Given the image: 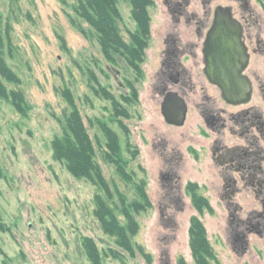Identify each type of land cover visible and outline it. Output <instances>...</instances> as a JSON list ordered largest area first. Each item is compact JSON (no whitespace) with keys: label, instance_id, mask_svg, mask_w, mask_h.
<instances>
[{"label":"rangeland","instance_id":"rangeland-1","mask_svg":"<svg viewBox=\"0 0 264 264\" xmlns=\"http://www.w3.org/2000/svg\"><path fill=\"white\" fill-rule=\"evenodd\" d=\"M161 2L154 0L149 8L151 39L141 76L119 58L107 59L98 35L76 16L75 0H0V33L10 44L5 59L19 78L7 82L0 75V81L9 91H22L26 101V111L20 112L0 95V264H92L85 246L90 238L103 264H196L190 234L194 219L206 229L209 264H245L218 241L219 215L200 208L207 204L202 184L187 182L184 172L180 183L161 177L167 165L162 146L154 143L163 137L171 140L163 149L169 154L183 130L165 122L151 91L159 61ZM119 8L121 35L133 45L137 23L129 0H121ZM129 81L137 88V100L126 101L125 95H133ZM66 89L73 93L94 142L103 183L75 176L54 156L52 142L62 136L65 114L71 110L62 96ZM105 89L128 116L117 115ZM106 127L118 134L130 177L124 178L104 158ZM180 142L175 143L185 151L187 144ZM141 180L150 205L134 214L139 230L131 253L118 246L95 212L98 197L112 207L119 205L120 194L128 203L146 204L139 195L142 184L137 189ZM175 195L184 206L171 202ZM114 211L126 223L120 209ZM112 250L121 255L114 257Z\"/></svg>","mask_w":264,"mask_h":264},{"label":"flooded vegetation","instance_id":"flooded-vegetation-1","mask_svg":"<svg viewBox=\"0 0 264 264\" xmlns=\"http://www.w3.org/2000/svg\"><path fill=\"white\" fill-rule=\"evenodd\" d=\"M161 3L151 91L161 114L166 100L182 108L177 96L186 109L182 126L165 120L183 129L169 154L171 140L154 143L167 165L161 177L180 183L184 172L187 182L201 183L224 250L264 264V0ZM171 202L184 206L176 195Z\"/></svg>","mask_w":264,"mask_h":264},{"label":"trees","instance_id":"trees-1","mask_svg":"<svg viewBox=\"0 0 264 264\" xmlns=\"http://www.w3.org/2000/svg\"><path fill=\"white\" fill-rule=\"evenodd\" d=\"M121 0H75L73 10L78 18L86 22L98 35L102 50L111 62L118 60L126 63L127 68L137 70L142 76L141 63L146 60L145 49L151 39V16L149 8L154 4V0H129L132 10L131 15L137 23L136 33L132 36V44L124 41L119 23L122 21V13L119 8ZM72 22L86 33L82 25L71 18ZM7 38L0 33V75L7 82H18L16 73L8 66L5 59V49L10 46ZM127 61V62H126ZM132 96L125 95L126 101L137 100V88L133 82L129 81ZM106 97L115 101L117 115L128 116L127 109L120 108L114 95L107 89L103 90ZM0 95L5 99L12 100V103L20 112L26 111V101L22 91H9L2 81H0ZM62 96L67 100L71 110L65 114L62 136H56L52 142L54 156L61 161L66 162L68 169L77 177H85L94 180L98 178L104 182L101 175V169L95 161L96 148L94 142L88 134L80 111L75 103L73 93L70 89L62 91ZM129 97V98H128ZM107 133L106 151L104 158L116 165L117 170L124 178L130 177L127 171V161L121 155V146L118 134L109 127L105 128ZM136 154V153H135ZM133 175V174H132ZM137 183V189L140 186L141 199L146 202L143 204L140 200L128 203L124 195L120 194L119 205L110 206L101 197H98V208L96 215L106 229V232L117 239L118 246L128 252H134V243L132 238L137 234L139 227L134 214L147 208L148 199L144 192V181ZM105 184V183H104ZM203 201L204 198H202ZM203 208V207H200ZM116 209H120L126 219L122 223L116 215ZM191 246L196 264H209L207 259L211 256L212 250L206 238V229L196 219L193 220L190 228ZM86 248H88L89 258L92 264H103L100 250L93 239H87ZM114 257H119V251L112 250Z\"/></svg>","mask_w":264,"mask_h":264},{"label":"water","instance_id":"water-1","mask_svg":"<svg viewBox=\"0 0 264 264\" xmlns=\"http://www.w3.org/2000/svg\"><path fill=\"white\" fill-rule=\"evenodd\" d=\"M215 54L216 53L213 54V60L214 61H215V58L217 57V54L216 55ZM209 72L211 73V70ZM177 99H178L179 103L182 106V108L179 111L177 109L174 110L171 107L173 103H171L170 100H166L162 104L161 110H162V115H163L164 119L166 120V122H168L169 124H174V125H177V126H182L184 124V122H185V119H186V109L184 107L185 106V103L178 96H177ZM171 110H173L174 112L172 113Z\"/></svg>","mask_w":264,"mask_h":264}]
</instances>
